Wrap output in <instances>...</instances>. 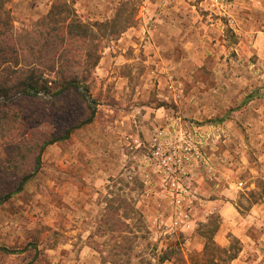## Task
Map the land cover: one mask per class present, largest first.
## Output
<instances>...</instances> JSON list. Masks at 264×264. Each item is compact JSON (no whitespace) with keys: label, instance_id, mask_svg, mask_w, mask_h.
Wrapping results in <instances>:
<instances>
[{"label":"rangeland","instance_id":"374dc122","mask_svg":"<svg viewBox=\"0 0 264 264\" xmlns=\"http://www.w3.org/2000/svg\"><path fill=\"white\" fill-rule=\"evenodd\" d=\"M32 172L0 264H264V0H0V197Z\"/></svg>","mask_w":264,"mask_h":264},{"label":"trees","instance_id":"16d2710c","mask_svg":"<svg viewBox=\"0 0 264 264\" xmlns=\"http://www.w3.org/2000/svg\"><path fill=\"white\" fill-rule=\"evenodd\" d=\"M78 81L79 80L77 78L72 77L68 81H66L64 87H66L68 84L71 85V86L77 87V85L75 83L78 82ZM35 85L36 84L34 82L30 81V83H28L26 87H29V88H31L33 90H38L37 86H35ZM84 87H85V85H84ZM85 89H87V88L85 87ZM91 120H92V118L90 117L89 120H86L83 123H88ZM83 123H80L78 125H75V126H72V127L68 128L66 130V132H65V135L61 136V138H63V139L68 138L70 136L71 131L73 129L79 127ZM47 143H51V141H46L45 144H47ZM39 160H40V158L38 157V163H39ZM33 176H34V172H32L30 174L24 175L23 178H22V180H21V182H20V184H19V186L16 188V190L14 192L13 191H9L4 196H1L0 198H2V200H3V199H6V198L10 197V195H14L15 193H17V191H20L21 188H22V186H23V184L26 181H28L29 179H31ZM209 246H210V248L217 249L218 251L227 252V249L226 248H222L220 246H216V244L213 243V242H211ZM235 256H236V254H233V257H230L229 256V260L231 258H234ZM169 259H174V261L176 262V264H188L182 253L181 254L179 253L178 254V257H174V256H171V255L167 254V252H166V254H164L161 257L160 262L162 263V262H164L166 260H169Z\"/></svg>","mask_w":264,"mask_h":264},{"label":"water","instance_id":"95a60500","mask_svg":"<svg viewBox=\"0 0 264 264\" xmlns=\"http://www.w3.org/2000/svg\"><path fill=\"white\" fill-rule=\"evenodd\" d=\"M76 83L82 87V84H81V83H79V82H76ZM84 91H85V92H87L85 89H84ZM87 97H88V98H89V100L91 101V99H92V96H91V95H89V94H87Z\"/></svg>","mask_w":264,"mask_h":264}]
</instances>
